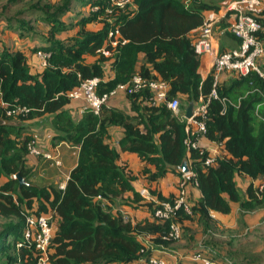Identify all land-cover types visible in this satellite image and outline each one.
<instances>
[{
    "label": "trees",
    "instance_id": "trees-1",
    "mask_svg": "<svg viewBox=\"0 0 264 264\" xmlns=\"http://www.w3.org/2000/svg\"><path fill=\"white\" fill-rule=\"evenodd\" d=\"M124 1L122 6L117 4ZM76 2L85 5L82 0H12L0 13V23L7 30L20 38L30 37L33 44H40L33 51L49 56L48 65L33 75L23 52L0 54V120L18 123L0 124V264L37 263L38 251L24 241L26 216L54 215L49 264H146L153 248L174 249L188 239L186 235L171 236L174 224L183 232L191 223L208 229L217 224L211 212L230 214L233 204L246 213L263 209V78L255 72L248 76L228 73V79L216 86L217 98H211L207 109L206 138L221 144L224 153L214 165L205 164L207 151L201 154L200 148L189 150L187 144L189 138L197 142L199 137L187 131L183 118L186 108L200 97L207 100L214 89L212 72L205 79L199 74L200 59L193 45L198 31L192 32L203 25L205 11L219 10L216 2L87 0L90 14H80L74 26H67L63 18L69 17ZM19 5L23 10L11 15ZM12 21L13 26L4 25ZM36 21L46 24L45 32H37L33 26ZM90 25L98 29L91 30ZM116 29L120 36L113 47L108 35ZM71 30L74 33L63 39V32ZM260 37L264 39V22ZM103 50L111 56L102 54ZM136 73L167 82L168 100H179V113L166 104L152 105L153 94L144 89L125 94L129 112L104 106L98 115L87 111L78 121L72 118L68 111L72 101L67 93L82 81L99 78L98 93L103 95L129 82ZM16 107L29 112L8 115ZM45 115L52 118L55 141L79 146L78 163L64 189L31 184L20 189L14 176L19 173L28 183L33 176L27 156L34 138L26 134L22 124ZM111 128L123 129L119 148L139 156L144 163L139 176L149 184L163 180L168 173L181 177L179 167L185 161L189 164L195 174L191 184L201 193L197 201L187 202L189 212L181 206L169 219L155 217L159 203H173L177 196L158 194L159 202H154L146 201L136 191L132 183L139 176L118 164L120 153L109 143ZM238 175L252 179L245 196L239 190ZM257 181L260 183L255 184ZM118 200L122 205L145 207L150 218L128 219L112 213L103 203L115 204ZM148 237L149 248L142 242ZM212 244L232 243L206 242ZM229 250L237 258L211 259L219 264H253L263 256L249 261L239 250Z\"/></svg>",
    "mask_w": 264,
    "mask_h": 264
},
{
    "label": "built area",
    "instance_id": "built-area-1",
    "mask_svg": "<svg viewBox=\"0 0 264 264\" xmlns=\"http://www.w3.org/2000/svg\"><path fill=\"white\" fill-rule=\"evenodd\" d=\"M115 2V0H113ZM117 2L119 6L126 3ZM97 8H95L96 10ZM263 17H264V0H232L226 4L221 17L219 13L209 11L204 16V23L200 27L197 35L194 38L195 54L201 59L204 55L210 54L214 51L215 43V30L217 23L221 20H228V24L224 31L231 34L236 40L239 41L238 47L217 52L212 65V74L214 78V89L206 100L200 97L198 102L195 103L193 116L187 121V131L190 136L196 135L198 137H205L207 132L206 118L207 109L211 102V98H217L216 86L222 81L226 74H235L237 76H248L252 72L257 73L264 79V39L260 37L263 30ZM120 36L119 31L113 30L109 33L108 37L111 39V44L116 47L118 44L117 38ZM115 38L114 41H112ZM125 42V41H124ZM123 42V43H124ZM105 56H111L110 52L102 51ZM38 55L42 58L43 66L48 65V54L39 52ZM100 84L99 78L88 79L82 81L81 84L67 93L71 101H78L82 103L83 112H93L100 114L102 107L109 106L110 99L117 95L119 92L124 94L137 93L141 90L148 89L152 92L153 97L151 100L152 105L158 106L166 104L175 114L179 113L180 102L178 99L168 100L169 85L161 79L150 80L143 78L139 73H136L129 82L120 84L109 94L100 95L98 93V86ZM29 112L28 109L16 107L8 112V115L18 116ZM189 150L201 149V154L208 152L205 159V164L210 166L214 165L221 153L216 150L209 152L205 148L199 147L197 142L189 138L187 140ZM222 148L221 144H218ZM29 154L34 156H42L44 159L51 161L57 167L62 166L59 154H51L43 152L33 140L28 146ZM195 174L192 170L188 174H182L179 184V194L173 203L162 202L159 203L160 207L156 209L154 215L158 219H169L172 213L183 206L187 212L190 208L187 204L188 185L191 184V178ZM15 178V176H14ZM194 183V182H193ZM264 186L261 185L260 189ZM64 189V187L62 188ZM145 192H142L144 196ZM54 215L40 214L39 216H26V227L24 229V241L29 247L35 246L39 253L36 264H49V253L52 238L54 236ZM181 235V228L178 225L172 226L171 236L179 238ZM149 242V241H148ZM151 245L144 244L145 247ZM22 244H18L21 247ZM228 261V260H226ZM219 264L216 260L205 258L199 253L191 255L190 261L181 264ZM146 264H167L163 258L151 257Z\"/></svg>",
    "mask_w": 264,
    "mask_h": 264
},
{
    "label": "crops",
    "instance_id": "crops-1",
    "mask_svg": "<svg viewBox=\"0 0 264 264\" xmlns=\"http://www.w3.org/2000/svg\"><path fill=\"white\" fill-rule=\"evenodd\" d=\"M216 2V4L219 6V10L215 11V10H209V11H214L216 13H219V16L221 17V12L223 11L224 7L226 6L227 3H229L232 0H214ZM87 6V5H86ZM88 8L90 9V7L88 6ZM91 10V9H90ZM92 11V10H91ZM90 11V12H91ZM209 11H205L204 12V16H206L208 14ZM263 22H264V17H263ZM13 26V21L10 23H5L4 25H11ZM228 24V20H221L219 21L216 25H217V30L219 31L218 37L220 35H228L229 33L225 32L224 29ZM0 25L2 27H4L1 23ZM6 28V27H4ZM91 30H97L98 28H89ZM200 28H198L197 30L193 31L197 32L199 31ZM71 33H74L73 30H71ZM12 36L14 37L13 40L15 39H21V40H27V44L29 45L30 43V47H28L31 51L30 52H26L23 51L17 47L14 46H8L6 49L3 47L2 44H0V54L9 50H18L24 53V55L27 57V62H28V66H29V70L30 73L35 75L40 73L45 67L43 66V62H42V58L38 55V53L40 51H33V47H35L36 45H40L39 43H32L31 38L27 37L25 39L20 38L15 36V33H12ZM70 34L69 32H64V36L62 37L67 38L69 37ZM218 37H216V41L214 43V51L210 54H206L204 55L201 59H200V68H199V74L201 75V77L203 79H205L212 70V65L214 62V59L216 57V53L219 52V47H223V50H231L234 49L238 46V42H236L234 39L233 40L234 44H228L227 42L223 41H219ZM26 43V42H25ZM235 47H232L233 45H235ZM228 79V76H224L222 81H226ZM221 81V82H222ZM125 94L123 92H119L117 95L113 96L110 101H109V106L110 107H115L118 109H121L125 112H129L130 109V104L127 101V99L125 98ZM68 111L70 113V115L72 116V118L75 121H78L82 118L83 115V107H82V103L78 102V101H72L71 104L68 106ZM52 121V119H51ZM51 121L50 124L47 122H43L38 128V124L35 126H31L32 124H30L29 126L27 125V133L28 135H32L34 140L36 141V145L45 153H51V154H59L60 158H61V162H62V166L61 167H57L55 165H53V163L51 161H48L46 159H44L42 156H34L29 154L27 156V164L29 165V167L32 168V177L31 178H35L38 174V179L39 175L40 177L46 179L47 185H42V187H48L51 185L57 186L60 189H62L63 187L65 188L66 183L69 179L70 173L71 171L76 167L77 163H78V153H79V146H72L70 144H68L67 142L64 141H55L54 138L56 136V132L53 129L52 125H51ZM29 122V121H27ZM31 122V121H30ZM51 125V126H50ZM124 137V131L121 128H111L110 129V140L109 143L112 147L117 148L118 152L120 153V160L118 162L119 165H126L127 168L131 171L132 175L135 176H139L143 167H144V163L141 161V159L139 158V156L135 153H128V152H122L119 148V141ZM197 144L199 145V147L201 148H205L207 149L209 152H215L216 150H218L220 153H224L222 148H219L218 145L215 142H211L210 140H208L205 137H199L197 140ZM42 161V163L40 164L39 162ZM45 163H49L50 166L52 168H54L53 170L48 169V171L46 172L45 170H43L42 168H40L43 164ZM47 170V169H46ZM237 179V183H238V187L239 190L241 192V194L243 196H245V192L246 189L248 187L249 184H251L252 179L249 177H244V176H240L238 175L236 177ZM181 180V177L179 175H176L174 173H168L166 178H164L163 180L157 182V183H151L149 184L142 176H139L138 180L133 182V186H139L143 189L144 193V198L146 201H154L156 202L157 200H155V198L153 197H149L148 194L146 193V191H148L149 188H156V185H159L160 188H162V195L164 197H169L171 195L176 196L178 193V187H179V182ZM260 181L255 182V184H259ZM31 184V181L30 183ZM34 185V184H32ZM175 186L171 189H169V187L171 186ZM149 187V188H147ZM188 193L193 197L192 201H197L200 197H201V193L199 191V189L194 186L193 184H189L188 185ZM142 195V194H141ZM128 196L131 197L130 195H125V198H128ZM190 196V197H191ZM108 203V202H107ZM109 206H111L112 208V213L117 214V213H121L123 214L126 218L128 219H132V220H136V221H140L143 218H150V213L147 211V209L143 206H140L139 204L134 203L133 206L131 205H122L120 204L119 206H117L116 204L113 207L112 204L108 203ZM262 210L251 214L252 216H244L242 217L243 219H247L248 223H253L255 224L256 222H258V219L260 217V213ZM243 214V211L240 209V207L238 206V204H233L232 205V211L230 214ZM229 214V215H230ZM211 216L214 218V220L216 221V223H219L218 219H222L224 217H228V215L225 214H221V213H216V212H211ZM243 216V215H242ZM236 224V222L233 224V226ZM255 228V227H252ZM150 241V237L146 238L145 240L143 239V243L144 244H148ZM181 244L183 242H180ZM195 253H199L201 256L205 257V258H214L215 256L218 257H222V258H231L232 260L237 258L235 257V254L233 252H230V250L228 251V247L226 245L222 246H216V245H206V244H202L201 242L196 245L195 247L192 248H174V249H164V248H153L152 249V257H157V258H163L167 264H181V263H186L190 261V257L191 255L195 254ZM261 252H256L254 254L252 253H248V252H244L242 253L243 257L247 256V258L249 257V261H251V259H255L256 256H260ZM245 254V255H244ZM241 257V256H240ZM196 264H202L201 262H197ZM222 264V263H221Z\"/></svg>",
    "mask_w": 264,
    "mask_h": 264
},
{
    "label": "rangeland",
    "instance_id": "rangeland-1",
    "mask_svg": "<svg viewBox=\"0 0 264 264\" xmlns=\"http://www.w3.org/2000/svg\"><path fill=\"white\" fill-rule=\"evenodd\" d=\"M12 0H2L0 2V13L5 11L6 7H9V3ZM29 1V0H28ZM85 5H80L78 4V2L74 3V5L71 7V11L72 13L69 15V17L63 18V22L64 24H66L67 26H74L75 22L74 19H77L78 16L80 14L86 15L88 16L90 14V9L88 8V5L86 6V2L87 0H82ZM23 10V6L19 5L15 8L12 9L11 11V15ZM17 14V15H18ZM29 19H24V22H28ZM34 28H36L37 32H45L44 28H48L46 26V24L44 22L41 21H36L33 24ZM93 25H90L88 28H92ZM69 32V31H68ZM219 31L215 30V41H216V37H218ZM70 36L73 34L71 33V31L69 32ZM15 36L19 37L17 33H15ZM63 36H64V32H63ZM14 37L12 36V33L7 30L6 28L2 27L0 25V44L3 45V47L6 49L8 46H14L17 47L23 51L26 52H30L31 50L28 48L30 47V43L29 45L27 44V40H21V39H15L13 40ZM25 39V38H23ZM219 41L222 42L225 41L228 44H234L233 40H231L232 38L229 35H220L218 37ZM26 42V43H25ZM235 45H233L232 47H235ZM11 48V47H10ZM223 49V47H219V50L221 51ZM88 61H94V60H90L88 59ZM181 104V103H180ZM51 117L49 115H45V116H40V117H36L33 120H30L29 122L26 123H21L22 125H24V131H26L27 133V125L29 126L30 124H32L31 126H35L38 124L37 128L45 121L47 123L50 124L51 121ZM27 124V125H26ZM52 125V122H51ZM50 125V126H51ZM40 164L42 163V161L39 162ZM29 166V165H28ZM40 168H42L43 170H45L46 172L48 171V169L53 170L54 168H52L50 166L49 163H45L43 164ZM47 169V170H46ZM40 180L38 179V174L35 178H30L29 179V183L31 181V185H37L38 187H42V185H47V180L40 177ZM139 178V177H138ZM138 180V179H137ZM136 180V181H137ZM181 181V180H180ZM135 182V181H133ZM180 184V182H179ZM175 187L174 185L169 187V189ZM149 188V187H147ZM162 188L159 187V185H156V188H149L148 191H146V193L148 194V196L155 198V200H157V202H159V197L158 194L162 195ZM179 194V187H178V193L176 196H178ZM163 196V195H162ZM188 193L187 194V202L190 203L193 199V197ZM127 201V200H126ZM122 200H118L115 204L117 206H119L121 204ZM105 206H108L112 211V207L108 205L107 202L103 201ZM111 204V203H110ZM113 205V204H112ZM115 205H113L114 207ZM106 208V207H105ZM262 210L259 215V219L258 222H256L255 224L253 223H248L246 221H248L247 219H243L242 217L244 216H252L251 214H254L258 211ZM258 211L255 212H251V213H246L243 212V214H227L228 217H224L222 219H218L219 223L215 224V226H213V228L209 227L208 229L205 228L204 226L198 225L196 223H191L188 224L189 229L186 230L187 232H183L181 230V235H186V237H188V239L184 240V242L178 243L176 245L175 248H192L195 247L196 245H198L200 242L202 244H206V242H211L212 240H216L218 243H232L231 247L232 249L235 250H239V252L244 253V252H250L252 254L256 253V252H261V257H257V261L254 262L253 264H264V208L260 209ZM243 215V216H242ZM2 222L3 220L0 219V230L2 227ZM236 222V224L233 226V224ZM255 227V228H252Z\"/></svg>",
    "mask_w": 264,
    "mask_h": 264
},
{
    "label": "water",
    "instance_id": "water-1",
    "mask_svg": "<svg viewBox=\"0 0 264 264\" xmlns=\"http://www.w3.org/2000/svg\"><path fill=\"white\" fill-rule=\"evenodd\" d=\"M194 106H195L194 102H190L189 105L187 106L186 111H185V118L186 119H190L193 116ZM0 124L1 125H8V126H17L18 123L14 122V121L0 120ZM179 171L182 172V174H188L191 171V168H190L189 164L185 161L179 167ZM15 179L18 180L20 189L24 186L29 185V183L25 180V178H23L19 173H17L15 175ZM134 188L136 189V191L138 193L142 194L143 189L141 187L134 186Z\"/></svg>",
    "mask_w": 264,
    "mask_h": 264
}]
</instances>
